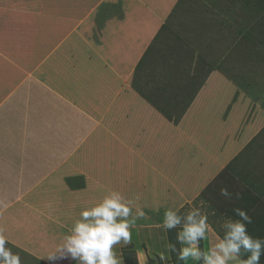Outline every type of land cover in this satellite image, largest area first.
<instances>
[{
    "label": "rangeland",
    "instance_id": "obj_1",
    "mask_svg": "<svg viewBox=\"0 0 264 264\" xmlns=\"http://www.w3.org/2000/svg\"><path fill=\"white\" fill-rule=\"evenodd\" d=\"M203 2L0 0V46L12 63L21 64L39 37L51 50L62 41L66 59L80 61L92 57L97 35L111 44L98 94L87 90L83 72L80 80L62 81L64 98L94 125L53 171L41 196L42 228L22 220L20 247L47 250L51 235L61 239L57 253L80 212L112 191L145 212L130 229L131 243L113 248L121 264L130 250L138 264L142 256L146 264L178 263L166 248L169 233L175 238L179 229L160 227L164 212L185 213L200 200L217 235H223L219 221L239 219L234 209L240 208L252 218L249 234L264 239V0H208L207 8ZM7 90L0 87L1 100ZM221 188L231 197L221 196ZM162 248L168 262L154 254ZM41 249L38 256L45 255Z\"/></svg>",
    "mask_w": 264,
    "mask_h": 264
},
{
    "label": "crops",
    "instance_id": "obj_2",
    "mask_svg": "<svg viewBox=\"0 0 264 264\" xmlns=\"http://www.w3.org/2000/svg\"><path fill=\"white\" fill-rule=\"evenodd\" d=\"M206 2H203L205 8L209 3ZM195 14L200 15L198 12ZM99 38L101 37L97 35L94 48L91 47L94 49L92 57H85L83 61L78 58L66 59L67 51L62 41L51 50L40 37L38 42L26 46L28 57L20 59L21 64H16V61L12 63L11 58L2 53L3 45L0 46V87H9L8 93L0 99V214H5L0 218V231L8 241L5 246L20 254L21 264H46L49 256L55 253L54 246L59 237L53 238L51 235L44 238L49 243V249L44 250L45 245L41 249L33 244L28 245L31 247L28 251L24 245L26 238L23 237L25 226L22 220H32V223L42 228L46 216L40 211V206L43 205L41 196L46 191L44 189L52 185L53 171L80 144V138L84 135L86 137L91 131L90 127L94 125L87 117H80L78 110L64 98L66 91L62 81L70 76H73V80H80L84 77L83 72L86 76L89 75L87 90L90 89L93 94L98 92V79H103V72L107 68L102 57H107L104 53L111 50L110 42H101ZM95 47L101 52L98 59ZM90 59L91 63L85 65ZM7 63L9 66L3 68ZM87 69L88 74L85 71ZM94 69L98 70L97 75L94 74ZM57 89L63 90L56 92ZM91 96L89 93V98ZM79 154H74L73 157L79 160ZM24 189L26 193L22 195ZM12 214L16 216L13 217ZM14 231L22 237L15 238ZM208 234H212L213 238L207 236L203 240L206 243V248L204 246L203 249L205 252L211 248V242H217L215 231L210 229ZM22 242L24 243L20 247ZM181 246L183 245H179ZM37 249H41L45 255L38 256ZM162 249V252L155 250L154 254L160 259L161 253H164L168 256V262L171 258L165 254V248ZM157 258L155 261L159 260ZM70 261L71 264H76L72 260L62 262L66 264ZM139 264H146L144 256L139 258Z\"/></svg>",
    "mask_w": 264,
    "mask_h": 264
},
{
    "label": "clouds",
    "instance_id": "obj_3",
    "mask_svg": "<svg viewBox=\"0 0 264 264\" xmlns=\"http://www.w3.org/2000/svg\"><path fill=\"white\" fill-rule=\"evenodd\" d=\"M220 195L231 197L227 188L220 189ZM240 198V193H236ZM135 207V216H132ZM206 202H192L187 212L167 210L160 225L165 232L179 229L176 243H169L166 250L175 253L179 261L191 260L193 264H260L264 254V239L253 237L247 225L252 218L242 209H234L239 219L219 221L223 235H217V242L207 252L201 248V241L207 238L212 226ZM215 215V213H211ZM71 233L65 236L57 253L49 256V264H60L72 260L76 264H121L113 251L115 245L131 243V228L136 219L145 217L143 209L132 200H127L117 191L110 192L95 206L80 212ZM129 217H132L129 219ZM215 231V229H212ZM6 236L0 231V264H21V256L13 252ZM177 244L183 245L177 248ZM242 255L247 258L242 259ZM161 260L168 257L161 253Z\"/></svg>",
    "mask_w": 264,
    "mask_h": 264
},
{
    "label": "trees",
    "instance_id": "obj_4",
    "mask_svg": "<svg viewBox=\"0 0 264 264\" xmlns=\"http://www.w3.org/2000/svg\"><path fill=\"white\" fill-rule=\"evenodd\" d=\"M174 235H175L174 231H172V233H169V235H168V244L169 243H176V237L174 238ZM177 248H179L178 244H177ZM171 256L173 258L176 257L175 253H171ZM122 257H123L124 264H138L137 260L135 258V254L131 250L130 251H124L123 254H122ZM175 264H181V261H179L178 263L176 261Z\"/></svg>",
    "mask_w": 264,
    "mask_h": 264
}]
</instances>
